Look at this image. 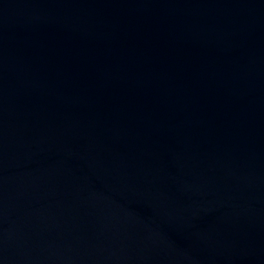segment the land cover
Returning a JSON list of instances; mask_svg holds the SVG:
<instances>
[{"label": "water", "instance_id": "95a60500", "mask_svg": "<svg viewBox=\"0 0 264 264\" xmlns=\"http://www.w3.org/2000/svg\"><path fill=\"white\" fill-rule=\"evenodd\" d=\"M0 264H264V0H0Z\"/></svg>", "mask_w": 264, "mask_h": 264}]
</instances>
